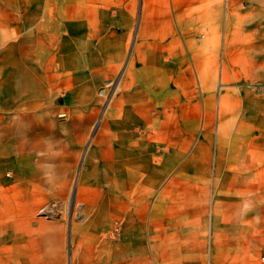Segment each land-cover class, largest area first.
Masks as SVG:
<instances>
[{"label": "rangeland", "instance_id": "obj_1", "mask_svg": "<svg viewBox=\"0 0 264 264\" xmlns=\"http://www.w3.org/2000/svg\"><path fill=\"white\" fill-rule=\"evenodd\" d=\"M86 6L0 0V126L33 102L45 143L0 156V264H264V0L219 20L148 3L141 27L137 2L104 4L102 34Z\"/></svg>", "mask_w": 264, "mask_h": 264}, {"label": "crops", "instance_id": "obj_2", "mask_svg": "<svg viewBox=\"0 0 264 264\" xmlns=\"http://www.w3.org/2000/svg\"><path fill=\"white\" fill-rule=\"evenodd\" d=\"M222 1L223 0H84L86 5L94 4L95 6L94 11H87V6L85 7L84 12L82 14L84 16L83 19L85 21L80 22V28L84 29L86 32L88 27V23L86 20L95 19L96 21L91 26V28H93L96 34H102L103 25L101 21L103 19L102 15L104 4L113 5L117 3L137 2L140 5L139 15H141V19L139 21V27H141L143 26V19L148 18L146 11L147 9L145 6L148 3L161 4L162 17H164L165 14L168 13L167 8H165L164 5L172 4L174 5L175 14H180V18L201 20L206 19L207 16L211 14L214 19L219 20L221 14ZM90 9H92V7H90ZM126 18H133V16ZM36 21H39V18H37ZM38 27L39 26L37 25V32L39 31L40 33L41 30ZM142 35H144L143 30ZM137 62L138 60L136 59L132 61V63L135 64H137ZM36 66L37 65H35V68ZM36 72L37 68L35 71V77L33 78V74L30 76L31 86L28 92L30 93L32 99L34 93V98H37L36 95L38 94V79L36 76ZM18 89L22 92V89L20 87ZM24 115L27 118L25 123L22 121L18 123V121L15 120L10 124L0 126V156L5 159V162L7 161V158L10 159V161H12V159L14 158V162L16 164L19 162L22 163L24 159L32 157L33 153L36 152L39 148H43L45 144L42 140H40L41 138L39 137L40 135L38 131L37 111L36 109H34L33 102L30 103V106L28 110L24 113ZM107 127L108 126H105L104 131L107 130ZM66 139L67 141H62V134L59 132L54 136L53 143L54 148L56 150L55 155L60 156L63 153L62 151L68 148L71 154H74L75 157H77L81 145L86 142V126H75L72 130V133H70ZM39 142H41V145L39 144ZM141 146L139 148L140 150L138 151L141 153V155H143L144 152L141 149ZM185 207L192 206L187 205L181 208H172L166 216V218L171 221L170 224L172 228L177 229L176 239H183L185 237L183 229L180 228H183L184 224L186 225L185 220L187 216L189 218L193 216V213L187 212ZM155 209L156 207H152V212L155 211Z\"/></svg>", "mask_w": 264, "mask_h": 264}]
</instances>
